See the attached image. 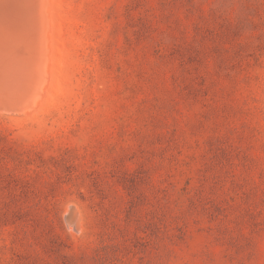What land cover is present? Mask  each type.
<instances>
[{"label":"rangeland","instance_id":"rangeland-1","mask_svg":"<svg viewBox=\"0 0 264 264\" xmlns=\"http://www.w3.org/2000/svg\"><path fill=\"white\" fill-rule=\"evenodd\" d=\"M51 18L45 99L0 106V264H264V0Z\"/></svg>","mask_w":264,"mask_h":264},{"label":"bare ground","instance_id":"bare-ground-1","mask_svg":"<svg viewBox=\"0 0 264 264\" xmlns=\"http://www.w3.org/2000/svg\"><path fill=\"white\" fill-rule=\"evenodd\" d=\"M51 7L52 0H0V106L8 111L30 113L45 99L51 79Z\"/></svg>","mask_w":264,"mask_h":264}]
</instances>
